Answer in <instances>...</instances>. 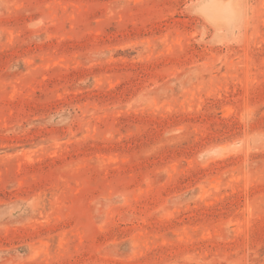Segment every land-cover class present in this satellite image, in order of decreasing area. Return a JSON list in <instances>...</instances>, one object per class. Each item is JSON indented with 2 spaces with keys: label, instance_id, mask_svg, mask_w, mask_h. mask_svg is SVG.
Instances as JSON below:
<instances>
[{
  "label": "rangeland",
  "instance_id": "1",
  "mask_svg": "<svg viewBox=\"0 0 264 264\" xmlns=\"http://www.w3.org/2000/svg\"><path fill=\"white\" fill-rule=\"evenodd\" d=\"M0 264H264V0H0Z\"/></svg>",
  "mask_w": 264,
  "mask_h": 264
}]
</instances>
